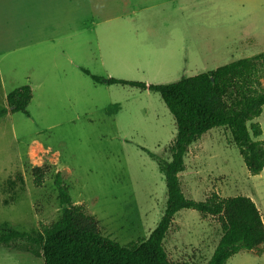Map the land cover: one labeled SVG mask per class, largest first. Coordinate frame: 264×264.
I'll list each match as a JSON object with an SVG mask.
<instances>
[{
  "label": "rangeland",
  "instance_id": "obj_1",
  "mask_svg": "<svg viewBox=\"0 0 264 264\" xmlns=\"http://www.w3.org/2000/svg\"><path fill=\"white\" fill-rule=\"evenodd\" d=\"M204 4L209 10L177 14L155 0H0V109L12 90L32 91L27 114L0 116V227L35 234L58 221L65 208L53 185L59 173L72 205L97 220L102 236L121 246L149 237L166 204L158 161H170L175 122L158 93L106 81L168 85L264 53V0ZM39 11L53 36L42 39L53 41L4 42L13 36L5 31H16L23 17L34 22ZM255 124L264 140V106L249 131ZM184 165L178 178L186 199L248 197L264 223V168L248 173L226 129L201 136ZM45 166L36 187L31 170ZM220 237L214 218L181 210L163 245L171 262L207 264ZM0 264L43 261L0 247ZM226 264H264V246Z\"/></svg>",
  "mask_w": 264,
  "mask_h": 264
},
{
  "label": "trees",
  "instance_id": "obj_2",
  "mask_svg": "<svg viewBox=\"0 0 264 264\" xmlns=\"http://www.w3.org/2000/svg\"><path fill=\"white\" fill-rule=\"evenodd\" d=\"M261 73H264V53L168 85L108 79V85L158 93L175 122L170 161H158L167 198L157 226L140 245L121 246L101 235L99 223L83 207L72 205L67 186L56 173L53 185L59 203L65 206L58 221L35 234L0 227V247L40 258L43 264H186L168 260L163 244L175 215L181 210H193L214 218L220 226L221 237L207 264H226L240 251L262 250L264 224L250 198L221 199L213 193L204 201L189 200L184 197L178 178L185 171L184 157L189 147L210 130L220 128L229 132L248 173L255 176L262 172L264 140H258L261 130L258 124L250 126L251 132L247 127L264 106V89L259 84ZM31 99L28 85L12 90L6 96L7 108L0 109V116L27 114ZM47 170L46 166L31 170L36 187L42 186Z\"/></svg>",
  "mask_w": 264,
  "mask_h": 264
},
{
  "label": "crops",
  "instance_id": "obj_3",
  "mask_svg": "<svg viewBox=\"0 0 264 264\" xmlns=\"http://www.w3.org/2000/svg\"><path fill=\"white\" fill-rule=\"evenodd\" d=\"M39 1H44L45 4L52 3V0H39ZM155 1L158 3V5H161L163 7V10L167 9L170 12L177 14L185 13V12L201 13V11L203 12L209 10L204 6L205 5L204 3H206L208 0H204L206 2H204L203 0H155ZM43 15L44 12L39 11L37 19L34 22H29L26 17H23V19L19 21L17 25L18 28L16 31L15 30L5 31V34L13 35V36H10L11 39L9 40L6 39L4 42L7 43L14 42L18 44H35V43L38 44L44 41L47 42L53 41V39H49V40L42 39L45 38V36L53 38V36L45 34L47 29L50 28V26L45 23L46 21ZM181 17L185 18L184 15H182ZM247 48L248 47H243V51L244 50L246 51ZM248 57L249 56H247L246 58ZM241 58L244 57H240L238 59ZM5 96H7V94H5Z\"/></svg>",
  "mask_w": 264,
  "mask_h": 264
}]
</instances>
